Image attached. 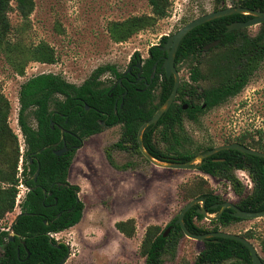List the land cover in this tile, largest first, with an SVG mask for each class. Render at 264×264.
<instances>
[{
    "label": "trees",
    "instance_id": "16d2710c",
    "mask_svg": "<svg viewBox=\"0 0 264 264\" xmlns=\"http://www.w3.org/2000/svg\"><path fill=\"white\" fill-rule=\"evenodd\" d=\"M12 1L0 0V47L6 51L14 71L25 75L31 62L56 63V49L47 41L25 44L10 39L13 31L10 12L16 9L23 21L29 22L36 8L35 0H15V6ZM148 2L153 15H133L108 23V32L114 42L127 41L140 30L153 26L158 18L169 14L171 0ZM220 2L215 1L216 8ZM235 4L264 11V0H238ZM248 16L238 13L219 17L197 26L184 37L177 51L176 65L181 71L183 64L190 61L191 80H182L172 106L158 123L144 131V145L154 157L186 162L216 146L214 143L202 145L193 142L186 121L198 123L205 111L239 94L264 60V23L254 36L248 35L245 28L227 30L228 24L244 21ZM167 38L163 37L161 44L150 48L149 57L142 59V68L137 65L141 56L136 53L130 63V71L120 72L114 64L101 65L82 84L70 82L63 75L52 72L35 75L23 83L19 93L18 122L26 150L21 175L18 169L20 144L9 125L11 106L0 82V156H5L0 162V221L15 209L19 185L23 182L28 188H33L27 191L20 203L21 212L14 225L15 240L10 239L8 229H1L0 226V264H58L70 254L69 245L51 237L50 233L64 231L79 223L83 217L84 203L79 198L78 185L69 181V172L75 154L86 138L101 132L106 125L121 124L122 138L115 146L124 149L129 146L148 160L139 147V130L164 104L175 82L174 76L169 78L162 67L167 56L162 46ZM216 40L220 43L215 49L221 51L208 59L207 63L213 65L204 72L199 65L205 52L204 46ZM232 46L248 50L243 53L239 49L231 50ZM155 65L156 75L151 81ZM140 71L143 80L139 79ZM107 73L116 76L111 85H106L102 79ZM214 77L217 80L213 81ZM144 79L150 83L149 86ZM202 80L211 83L200 87ZM62 129H65L64 134ZM232 142L264 151L263 139L256 141L243 135L226 141ZM65 143L68 151L57 155L55 150L61 149ZM12 145L10 151L8 147ZM30 156L34 159L33 163ZM108 159L112 165L120 167L110 152ZM39 166L40 173L35 180ZM198 168L205 174L226 179L239 196V201L235 203L242 209H264V157L237 149H224L205 158ZM239 169L248 171L252 177L254 185L251 191H246L238 178L236 170ZM200 196L206 198L210 214L220 211V207H214V204L226 201L222 195L204 186L192 197ZM200 207L201 203L193 206L184 218L187 228L194 233L220 231L244 220L234 216L233 209L228 208L218 219L210 220V226L200 224L205 219L198 212ZM178 217L170 222L171 232L167 236L159 225L148 227L140 249L146 257V264H164L165 255L174 252L180 238L185 236L181 225L176 222ZM116 227L127 237H133L136 232L134 219L118 221ZM243 236L251 238L249 233ZM262 242L264 244V240ZM204 244V250L193 264H252L249 248L240 241L211 237L204 240Z\"/></svg>",
    "mask_w": 264,
    "mask_h": 264
},
{
    "label": "rangeland",
    "instance_id": "374dc122",
    "mask_svg": "<svg viewBox=\"0 0 264 264\" xmlns=\"http://www.w3.org/2000/svg\"><path fill=\"white\" fill-rule=\"evenodd\" d=\"M237 1L226 0V3L230 6ZM12 2L15 6V0ZM35 2L36 8L29 22H24L16 9L10 12L13 24L10 39L25 44L47 41L56 49L57 62H31L25 75H19L14 71L4 48L0 47V82L10 102L8 121L18 136L21 155L26 146L18 122L21 106L19 93L28 79L52 72L63 75L70 82L82 84L95 69L105 64H114L120 72H124L136 53L143 60L147 59L150 48L161 44L163 37L172 35L189 21L213 11L215 7L214 0H171L166 17L158 18L153 26L140 30L127 41L116 43L109 35L108 23L133 15H153L148 0ZM261 27V24L247 27L246 33L254 36ZM220 51L214 49L203 53L199 65L204 72L213 65L207 63L208 59ZM190 66V61L183 64L180 71L182 80H191ZM102 79L106 85H111L116 76L107 73ZM210 83L202 80L200 87ZM32 123L35 124V121L32 120ZM186 128L196 144L214 143L219 146L243 135L256 141L263 139L264 143V60L239 94L205 111L198 123L187 120ZM122 132L121 124L106 125L101 132L86 138L75 154L69 181L78 185L84 211L79 223L61 231L58 236L69 245L70 257L65 264H146V257L140 249L148 227L159 225L161 230L166 231L183 207L197 198L192 196L198 194L202 186L222 195L226 201H239V196L226 179L205 174L199 168L157 166L129 146L125 149L116 147ZM12 148L13 145L8 147L10 151ZM108 152L120 167L110 163ZM0 158L1 162L5 156ZM21 159L18 167L20 175L23 171ZM236 174L246 191H251L254 182L249 172L239 169ZM21 185L16 207L0 221L1 229L9 230L21 212L20 203L29 190L23 182ZM128 219L135 220L136 232L133 237H127L116 227L118 221ZM209 221L205 218L199 223L210 226ZM223 230L240 235L249 233V239L264 260V218L244 219ZM204 248V241L185 235L180 238L174 252L165 255L164 264H193Z\"/></svg>",
    "mask_w": 264,
    "mask_h": 264
},
{
    "label": "water",
    "instance_id": "95a60500",
    "mask_svg": "<svg viewBox=\"0 0 264 264\" xmlns=\"http://www.w3.org/2000/svg\"><path fill=\"white\" fill-rule=\"evenodd\" d=\"M238 13L245 14V15H252V17L246 21H234V22L228 24V29H227L228 31H232L235 29H243V28L251 27V26H254L257 24H262L264 22V11L263 10L252 9L250 7H244V6H228V7L219 9V10L208 12L206 14H203V15L189 21L183 27H181L177 32L168 36L166 42L162 46L163 49L167 53V56L164 60L162 67L165 69L167 76L169 78H171L172 76H174V78H175L173 90H172L170 96L167 98V100L164 102V104L156 111V113L152 116V118L147 120L141 126L139 133H138L139 147H140L143 155L149 161H151L153 164H155L157 166H161V167L171 168V169H195L201 165V163L203 162V160L205 158L213 155L214 153H216L218 151L224 150V149H237V150L244 152V153L264 157V151H262V150L251 148V147L244 145L242 143H239V142H232V143H226V144H222L219 146H215L212 149H209L205 152L199 153L198 155H196L195 157H193L192 159H190L189 161H186V162L167 161V160H160V159L154 157L148 151V149L145 147L144 140H143L144 131L150 125H154V124L158 123V121L161 119V117L164 115V113H166L169 110V108L172 106V104L174 103V101L176 100V98L178 96V91H179V87H180L181 82H182V77H181V73L178 70L177 65H176V55H177V51H178L179 46H180L182 40L184 39V37L191 30H193L197 26H199V25H201L207 21H210V20H213V19H216L219 17L227 16V15L238 14ZM219 42H220V40H216V41H213L211 43H208L207 45L204 46V51L206 52L210 48L217 46L219 44ZM138 66L139 67L142 66V58L139 59ZM154 68L155 69H154L153 75L151 77V81L154 79V77L156 75L157 66L155 65ZM146 84H147V86H149L150 83L147 82ZM86 108L89 110L90 106L87 105ZM185 108H187V105H185ZM103 123H105V121H103ZM52 126L54 127V125H52ZM62 133L63 134L65 133V129H62ZM63 139H64V135H63ZM44 149L45 148H43L42 150H44ZM68 149L69 148H68L67 144L65 143L61 149L55 150V153L57 155H62L63 153L68 151ZM198 160H200L199 163H197ZM30 161H31V163H33V161H34L32 156H30ZM39 173H40V166L38 167V170L35 174V180L37 179ZM28 189L31 190L33 188H28ZM198 203H202L201 207L198 208V212L203 214L205 216V218H208L209 220L218 219L222 215V213L228 208L233 209L232 213L236 217H240V218H244V219L264 218V209L259 210V211H250V210L242 209L235 202L225 201L222 203L214 204V207H220V211L218 212V214L212 216L206 208V198L204 196H200V197L194 198L191 201H189L183 207V209L181 210V212L179 214L178 219L176 220V222L181 225L186 236L193 238V239H196V240H202V241H204L208 238H211V237H224V238L235 239L237 241L242 242L244 245H246L249 248V250L252 254V257H253L252 264H264V261H263L262 257L260 256L259 251H258L257 247L255 246V244L250 239H248L247 237H245L243 235L224 231V230L212 231V232H208V233H204V234L191 232L187 228L185 221H184V218H185L186 213L193 206H195ZM17 221H18V218L15 219V221L13 222L12 226L9 229L10 239L12 241L15 240L14 225ZM170 230H171V227H168L166 229L164 235L167 236ZM69 257H70V254H68L66 257H64L58 264H65Z\"/></svg>",
    "mask_w": 264,
    "mask_h": 264
},
{
    "label": "flooded vegetation",
    "instance_id": "af4514ba",
    "mask_svg": "<svg viewBox=\"0 0 264 264\" xmlns=\"http://www.w3.org/2000/svg\"><path fill=\"white\" fill-rule=\"evenodd\" d=\"M216 0H214V2H215ZM230 6H240V5H236V4H234V5H230ZM225 7H228V4L226 3V0H221V2H220V5H219V7L218 8H216V7H214V10L213 11H215V10H219V9H222V8H225ZM245 7V6H244ZM258 10V9H257ZM252 17V15H249L244 21H246V20H248V19H250ZM264 23V22H263ZM244 29V28H243ZM220 43V42H219ZM219 45V44H218ZM217 45V46H218ZM217 46H214V47H212V48H216ZM212 48H210L209 50L211 51V49ZM231 50H233V49H239V51H241V52H243V53H246V51L248 50V48H245V47H239V46H232L231 48H230ZM164 50V49H163ZM165 51V50H164ZM166 52V51H165ZM237 56H238V54H237ZM233 60V59H232ZM142 64H143V61H142ZM230 64V63H229ZM137 65H138V63H137ZM140 68H142V66L140 67ZM127 70H131V67H130V65H129V67L127 68ZM141 72L142 71H140V73H139V79L140 80H143V78L144 77H142L141 76ZM144 81L147 83L148 81L147 80H145L144 79Z\"/></svg>",
    "mask_w": 264,
    "mask_h": 264
},
{
    "label": "built area",
    "instance_id": "2783aa9c",
    "mask_svg": "<svg viewBox=\"0 0 264 264\" xmlns=\"http://www.w3.org/2000/svg\"><path fill=\"white\" fill-rule=\"evenodd\" d=\"M35 63L40 64V62H35ZM23 156H24V153L21 155V157H22L21 161H23ZM21 186H22V185H21ZM59 234H60V232H51V233H50L51 237H53V238H55V239H57V240H60L59 237H58Z\"/></svg>",
    "mask_w": 264,
    "mask_h": 264
}]
</instances>
